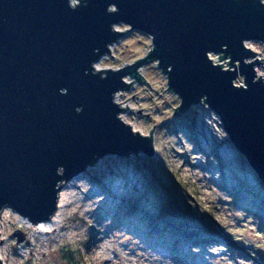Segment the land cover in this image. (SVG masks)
<instances>
[{"label": "water", "instance_id": "water-1", "mask_svg": "<svg viewBox=\"0 0 264 264\" xmlns=\"http://www.w3.org/2000/svg\"><path fill=\"white\" fill-rule=\"evenodd\" d=\"M119 22L149 34L153 48L97 70L129 29ZM252 40L264 42L263 0H80L75 9L68 0H0V213L10 206L32 222L48 219L63 182L88 165L152 156L154 126L150 135L134 130L115 94L148 83L138 69L155 60L180 97L174 113L207 105L264 185V77L255 69L264 59Z\"/></svg>", "mask_w": 264, "mask_h": 264}, {"label": "rangeland", "instance_id": "rangeland-1", "mask_svg": "<svg viewBox=\"0 0 264 264\" xmlns=\"http://www.w3.org/2000/svg\"><path fill=\"white\" fill-rule=\"evenodd\" d=\"M115 27L129 28L123 22ZM247 45L257 52L255 57L264 59L263 41ZM112 46L96 62L99 69L131 64L144 57L153 42L149 34L129 28ZM211 57L219 61L217 55ZM156 62L138 69L150 85L128 75V82L135 80L117 92L129 107L121 115L135 130L150 135L154 126V154L106 155L78 175L67 188L70 204L57 231L33 234L16 215L3 220L0 246L7 258H0L2 264H259L264 260V185L209 107L193 105L174 113L180 97L166 89L167 75ZM222 63L228 66L227 60ZM193 114L195 124L190 125ZM182 206L213 224L221 238L187 241L171 232L154 231L145 219L146 213L155 216L159 207ZM192 217L188 222L201 227L202 221ZM15 230L24 234L21 241L13 236Z\"/></svg>", "mask_w": 264, "mask_h": 264}, {"label": "trees", "instance_id": "trees-1", "mask_svg": "<svg viewBox=\"0 0 264 264\" xmlns=\"http://www.w3.org/2000/svg\"><path fill=\"white\" fill-rule=\"evenodd\" d=\"M196 116L193 114L190 117V125L195 124ZM148 200H151L148 198ZM160 210L155 216H151L150 214H145V219L148 220L149 224L153 228L154 231L158 232H171L174 236H182L184 240L199 242L196 237L202 238V241L208 240H217L221 238L219 236L220 232L214 227L213 224H208L204 222L203 218H197L191 209L188 207H181L176 209H166L165 207H159ZM193 216V219H198L202 221L201 227L192 226L188 222V216ZM264 224V223H263ZM195 229V230H194ZM210 237H205L209 235ZM208 238V239H207ZM216 238V239H215ZM178 239V238H177ZM178 240H176L177 242ZM229 241L228 239L225 242ZM206 242V241H205ZM259 264H264V260Z\"/></svg>", "mask_w": 264, "mask_h": 264}, {"label": "bare ground", "instance_id": "bare-ground-1", "mask_svg": "<svg viewBox=\"0 0 264 264\" xmlns=\"http://www.w3.org/2000/svg\"><path fill=\"white\" fill-rule=\"evenodd\" d=\"M117 30H119V29H117ZM112 47L113 46L111 45L110 49H112ZM262 64L263 65H256L255 69H256V73L258 76L261 74L262 77H264V60H263ZM95 67L97 70L99 69V67H97L96 64H95ZM115 100L117 103H119L120 106H122V107L127 106L123 101H120L117 93L115 94ZM122 112H124V110L120 112V117L125 122L129 123L126 120V118L121 115ZM129 124L135 130V127L131 123H129ZM93 165H95V163ZM93 165H88L82 172L87 171L89 169V167L93 166ZM82 172L76 174L75 176H73L72 178H70L69 180L65 181L62 184V187H61V189L59 191V195H58L56 210L48 219L40 220L38 222H32L31 220L28 219V217L21 215L15 209L11 208L10 206H7V207H4L0 213V223L2 224L3 220H5L6 218H9L11 215H16V217H18L20 222H22L24 225H27L32 230L33 234L57 231L59 229V227L61 226V223H62V216L64 214V209L70 204L67 188L69 185L72 184V182ZM0 258H2V259L7 258V255L3 252V248L1 246H0Z\"/></svg>", "mask_w": 264, "mask_h": 264}, {"label": "clouds", "instance_id": "clouds-1", "mask_svg": "<svg viewBox=\"0 0 264 264\" xmlns=\"http://www.w3.org/2000/svg\"><path fill=\"white\" fill-rule=\"evenodd\" d=\"M79 3H80V0H68V6L71 9H75L79 5ZM109 10L113 11V12L116 11V9L114 7L110 8ZM65 91L66 90L61 89L62 94H64ZM77 111H79V109H77Z\"/></svg>", "mask_w": 264, "mask_h": 264}, {"label": "built area", "instance_id": "built-area-1", "mask_svg": "<svg viewBox=\"0 0 264 264\" xmlns=\"http://www.w3.org/2000/svg\"><path fill=\"white\" fill-rule=\"evenodd\" d=\"M248 44V41H246V45ZM248 46V45H247ZM249 47V46H248ZM211 55H214V54H211ZM216 56V55H215ZM213 58V57H212ZM214 59V58H213ZM214 61L215 62H222V61H218V60H215L214 59ZM224 62V61H223ZM225 67H227V66H225ZM237 82V81H236ZM238 84H241V83H238ZM200 104H198V106H199ZM201 106H207V105H201ZM208 107V106H207Z\"/></svg>", "mask_w": 264, "mask_h": 264}]
</instances>
